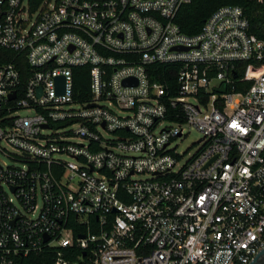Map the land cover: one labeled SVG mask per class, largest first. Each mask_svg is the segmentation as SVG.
Instances as JSON below:
<instances>
[{
	"label": "built area",
	"instance_id": "obj_1",
	"mask_svg": "<svg viewBox=\"0 0 264 264\" xmlns=\"http://www.w3.org/2000/svg\"><path fill=\"white\" fill-rule=\"evenodd\" d=\"M190 2L0 0V264H251L264 249V40L237 6L184 34Z\"/></svg>",
	"mask_w": 264,
	"mask_h": 264
},
{
	"label": "trees",
	"instance_id": "obj_2",
	"mask_svg": "<svg viewBox=\"0 0 264 264\" xmlns=\"http://www.w3.org/2000/svg\"><path fill=\"white\" fill-rule=\"evenodd\" d=\"M34 6H38L41 0H32ZM237 6L243 9L249 20L250 34L264 40V2L258 0H191L190 3L181 7L177 16V23L182 32L188 36H194L201 32L207 19L220 7ZM1 51V50H0ZM247 66V64H244ZM158 69V80L164 82L168 87L173 80L171 69L166 66H154ZM242 74V72H241ZM244 75V73L242 74ZM89 69L78 67L74 69L75 89L78 98L86 97L88 92ZM51 254H31L19 260V264H53Z\"/></svg>",
	"mask_w": 264,
	"mask_h": 264
},
{
	"label": "rangeland",
	"instance_id": "obj_3",
	"mask_svg": "<svg viewBox=\"0 0 264 264\" xmlns=\"http://www.w3.org/2000/svg\"><path fill=\"white\" fill-rule=\"evenodd\" d=\"M23 114L26 115L27 112H24ZM200 138V133L195 129H191L187 136L183 140L178 142L179 153H186L184 155L185 160H187L192 154H194L198 150L199 144L197 142ZM0 158L2 160H6L2 155H0Z\"/></svg>",
	"mask_w": 264,
	"mask_h": 264
},
{
	"label": "water",
	"instance_id": "obj_4",
	"mask_svg": "<svg viewBox=\"0 0 264 264\" xmlns=\"http://www.w3.org/2000/svg\"><path fill=\"white\" fill-rule=\"evenodd\" d=\"M58 82L61 84L62 82H64V79H63V78H59V79H58ZM130 83H132L131 80H127V81L125 82L126 85H128V84H130ZM224 91H225V88H223V89L221 90V92H224ZM263 253H264V249L258 254V256L255 258V260H256L259 256H261ZM255 260H254V261H255ZM254 261H253V262H254Z\"/></svg>",
	"mask_w": 264,
	"mask_h": 264
},
{
	"label": "flooded vegetation",
	"instance_id": "obj_5",
	"mask_svg": "<svg viewBox=\"0 0 264 264\" xmlns=\"http://www.w3.org/2000/svg\"><path fill=\"white\" fill-rule=\"evenodd\" d=\"M251 264H264V253L259 256L254 262H252Z\"/></svg>",
	"mask_w": 264,
	"mask_h": 264
}]
</instances>
